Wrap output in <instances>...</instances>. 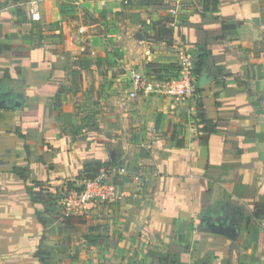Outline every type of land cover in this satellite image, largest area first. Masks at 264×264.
<instances>
[{"label":"crops","instance_id":"0c3cea01","mask_svg":"<svg viewBox=\"0 0 264 264\" xmlns=\"http://www.w3.org/2000/svg\"><path fill=\"white\" fill-rule=\"evenodd\" d=\"M31 1L0 0V94L23 96L0 108V264H264V0H37L38 19ZM62 3L79 26L49 24ZM60 30L83 40L64 50ZM200 45L193 96L122 100L129 68L163 76ZM90 162L116 202L32 203L30 181L70 185Z\"/></svg>","mask_w":264,"mask_h":264},{"label":"built area","instance_id":"2783aa9c","mask_svg":"<svg viewBox=\"0 0 264 264\" xmlns=\"http://www.w3.org/2000/svg\"><path fill=\"white\" fill-rule=\"evenodd\" d=\"M37 0L31 1V16L39 18ZM177 15V9L171 10ZM195 61L190 55L182 57L178 69L158 78L153 72L138 68L127 70V90L122 100H134L139 95L187 98L196 93ZM264 112V106L262 108ZM52 208L62 216L91 215L93 211L116 202L121 190L111 174L105 170L91 178H84L73 184L62 185L51 191Z\"/></svg>","mask_w":264,"mask_h":264},{"label":"trees","instance_id":"16d2710c","mask_svg":"<svg viewBox=\"0 0 264 264\" xmlns=\"http://www.w3.org/2000/svg\"><path fill=\"white\" fill-rule=\"evenodd\" d=\"M211 58V52L207 49L206 45H200L197 50L196 57L194 59L196 66L198 67L197 71L195 69L194 72L198 75V78H202L203 75L207 74V67L209 59ZM178 69V68H176ZM175 69V70H176ZM158 78H162L163 76H158ZM203 122L207 125L212 124L214 126V122L208 119H203ZM214 130V128H213ZM215 131V130H214ZM113 161V160H112ZM102 164L100 162H90L84 166L86 172H88L85 176L87 178L94 177L100 172ZM12 171L18 176V178L22 179L24 182L27 181V176L25 175V169L23 167L14 166ZM27 193L32 201V203H42L49 207L53 206L51 203L52 190L43 187L41 181L32 180L26 185ZM254 214H257V211H254ZM46 264V263H45ZM198 264H210L205 258L201 259Z\"/></svg>","mask_w":264,"mask_h":264},{"label":"rangeland","instance_id":"374dc122","mask_svg":"<svg viewBox=\"0 0 264 264\" xmlns=\"http://www.w3.org/2000/svg\"><path fill=\"white\" fill-rule=\"evenodd\" d=\"M66 5L64 3L62 4H59V5H56L52 11H54V16H53V19H51V21H49V24H52V26L55 28H59V29H62L63 26H64V23L67 22V16L71 15V19L72 20V23L74 24V26H79V22L82 20L80 15L75 13L76 10L71 7V8H67L65 7ZM63 19H62V18ZM88 20H91V21H94L93 17L92 19H88ZM70 35V36H69ZM68 37L67 35H63L61 30L59 31V43L60 45L62 46V48L64 50H67L68 48L69 49H73L74 47L77 46L78 42H82L83 39H81L80 37H77L76 35L73 36L71 34H69Z\"/></svg>","mask_w":264,"mask_h":264},{"label":"water","instance_id":"95a60500","mask_svg":"<svg viewBox=\"0 0 264 264\" xmlns=\"http://www.w3.org/2000/svg\"><path fill=\"white\" fill-rule=\"evenodd\" d=\"M15 96L17 97V99L0 94V108L3 109L20 108L23 99L22 93L16 92ZM111 156H113V153L111 154ZM205 217L206 216H203L201 218V222H203L204 226H206L211 233L222 234L229 238H235L236 228L234 226H230V225L226 226V223L221 220L210 221V218L208 216L206 218Z\"/></svg>","mask_w":264,"mask_h":264}]
</instances>
